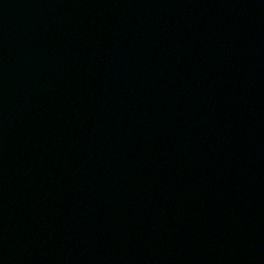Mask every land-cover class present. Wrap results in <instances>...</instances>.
<instances>
[{"label":"water","instance_id":"obj_1","mask_svg":"<svg viewBox=\"0 0 264 264\" xmlns=\"http://www.w3.org/2000/svg\"><path fill=\"white\" fill-rule=\"evenodd\" d=\"M0 264H264V0H0Z\"/></svg>","mask_w":264,"mask_h":264}]
</instances>
